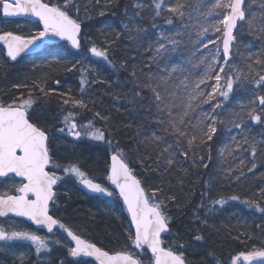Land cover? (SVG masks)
Instances as JSON below:
<instances>
[{"label":"trees","instance_id":"obj_1","mask_svg":"<svg viewBox=\"0 0 264 264\" xmlns=\"http://www.w3.org/2000/svg\"><path fill=\"white\" fill-rule=\"evenodd\" d=\"M138 1L144 8L141 10L142 19L136 18V24L147 29L139 43L132 38L135 32L130 36L123 27L128 22L124 16L125 8L132 13L135 0H75L78 10L73 8L70 14L78 18L82 27L78 53H74L66 44H59L12 64L0 47V103L7 105L17 101V98L22 100L31 91L32 98L40 99L39 107L42 109V118L32 121L50 133L52 155L55 147L61 148L57 150L60 157L54 156L53 159L62 165H78L89 178L106 187L109 158L119 152L149 195L153 189H163V192L157 193V200H164V212L171 218L170 232L163 239V247L183 254L186 264H230L237 253L264 246V211L249 208L241 202L248 200L264 208V161H261L264 157L260 156L264 150V123L253 122L246 115L255 103L257 114L264 116V106H260L256 99L264 95V87L257 88L254 83L261 66L253 65L249 72L248 61L250 54L264 57V39L258 40L245 23L235 41L232 60L225 65L220 56V66L225 67V72L233 77L239 72L242 74L241 80L234 83L227 100L217 93L210 104L199 105L185 117L195 124L202 120L201 113L205 108L212 113L213 105L222 103V108L215 109L218 131L210 142V148L200 145L199 140L192 146L185 138L177 143L176 135L170 130L169 118L157 109L150 89L143 85L150 76L166 75L163 71L166 59L157 66L151 60L155 53L147 49L149 44H155L161 31L166 34L170 29L166 19H173L172 26L178 25V20L171 13L163 11L162 17L155 20L157 27L153 28V0ZM168 1L164 0V3ZM44 2L63 4V0ZM249 2L250 13L255 14L253 26H264L260 7L264 0H246V6ZM101 12L105 14L100 15ZM8 31L30 37L41 29L38 23L6 22L0 14V33ZM92 45L107 48L112 64L104 60L103 63L91 60L88 49ZM21 64L24 65V72L12 76L13 69ZM146 64H151V68L144 67ZM73 65L75 68L68 71ZM81 67L88 69L90 82L83 93ZM133 71L136 72L135 77L131 75ZM243 75L248 79H244ZM174 79L172 76L168 86L176 89L178 96H183L187 82L179 83ZM38 85L44 86L47 96L40 92ZM136 92L140 93L138 97L133 95ZM70 98L82 99L87 108L75 107ZM65 99L70 101L67 105L63 103ZM68 111L76 113L75 119L81 126L93 121L96 127L106 129L113 146L87 138L73 140L57 131L63 126L61 121ZM97 112L100 117L108 119L96 116ZM240 115L245 117V125L249 129L242 148L256 165L252 171H249L251 167L232 165L233 156L239 155L240 149L232 147L233 152L228 149L225 155L221 154ZM251 143L256 144L255 157L251 154ZM169 146L177 160V164L170 168L164 163L168 157L164 149ZM184 150L189 153L187 160L179 155ZM201 156L204 157L203 162L208 164L207 169L192 165V159L199 164ZM61 190L58 217L67 227L109 253L134 252L131 226L119 202L122 216L117 215L118 210L103 207L100 204L102 199L84 196L76 186L70 196ZM233 195L240 199L231 200ZM171 196H175V201L165 199ZM218 199H225L227 203L222 207L213 205L212 201ZM201 204L203 207H200ZM194 213H198L200 218L196 219ZM205 220L207 223L203 222ZM195 235L203 236V240H195ZM181 243L183 248L179 247ZM136 256L142 259L143 264L151 262L149 256Z\"/></svg>","mask_w":264,"mask_h":264},{"label":"snow or ice","instance_id":"obj_2","mask_svg":"<svg viewBox=\"0 0 264 264\" xmlns=\"http://www.w3.org/2000/svg\"><path fill=\"white\" fill-rule=\"evenodd\" d=\"M109 2H112V0H109ZM132 7L134 9L132 13H129L127 8H125L124 16L128 22L124 23L123 27L130 36L135 32V36H132V38L139 43L141 35L147 33L146 28L136 24V18L142 19L141 10L144 8V5L140 2H135ZM186 7L183 3H177L175 6H168L166 10L168 13L182 20L186 15ZM260 7L262 9L261 14L264 16V3H261ZM73 8H77L78 10L75 0H63V4L45 3L44 0H0V14L4 18L35 17L43 26L41 31L36 32L30 37L14 34L11 31L0 33V41L6 47L7 56L10 60L17 61V58L23 53H27L32 47L37 46L38 41L42 42L49 37H58L60 40L69 42L73 49L79 50L81 48V23L78 22V18H74L70 14ZM164 8V0H153V28L157 27L155 20L162 17ZM215 9L225 10L222 18L217 21V25H213L214 30L222 32L223 35V64L227 65L234 56L235 32L238 27H243L246 23L248 30L255 34L258 40L264 39V26H253L254 16L250 14V7L246 6V0H216L212 5V10ZM212 10H210L209 14H211ZM246 13L249 14L246 15ZM104 14V12L100 13V15ZM166 23L172 25L173 19H166ZM208 30V28H204L203 32L206 33ZM176 35L179 36L180 33L178 32ZM198 35H202V33ZM180 44V40L170 37L161 31L156 38L155 44H149L147 50L155 53L151 57V60L159 66V62L166 59L170 53L175 52ZM207 46V43H205L204 47ZM88 51L93 57L101 58L112 64L109 60L107 48H98L92 45ZM219 55L220 49L218 48L217 56ZM217 56L212 58L205 77L197 82L195 87L187 93L186 102L183 98H179L181 100V112L179 113H174L173 111L177 107L175 102L177 99L176 93L173 92L171 94L172 100L168 99V84L173 74L182 71L179 66L165 67L163 71L167 75L150 76L143 85L145 88L150 89L157 109L169 118L170 130L176 135L177 143H179L181 138H185L188 145L192 146L194 142L199 140L200 145L210 148V142L218 131L216 127L217 117L214 113L215 109L223 107L222 103L214 104L212 113H203L204 118L195 124L191 120L185 119L189 115V112L199 107V105L211 103L217 93L224 100H227L229 94L233 91L234 83L241 80L242 74L239 72L233 77L225 72V67L223 66L218 69L214 68V65L220 63ZM248 61L250 62L249 72L252 71L253 65L261 66L254 78V83L257 88L264 87V57L250 54ZM144 67L151 68V64H146ZM74 68L75 65L67 70L72 71ZM80 72V85L81 92L83 93L85 88L90 85L87 78L88 69L81 67ZM213 72H215V75H212ZM221 74H223V77ZM131 75L135 77L136 72L133 71ZM222 78L224 80L223 85L221 84ZM243 78L248 79V76L243 75ZM208 79L215 80V85L211 87L210 92L206 93L200 88V85ZM56 83L59 84V81H56ZM21 86L15 85V87ZM38 86L40 92L47 96L48 92L45 91L44 86ZM184 87L187 89L188 85L185 83ZM133 95L134 97H138L140 93L136 92ZM256 99L260 106H264V95H259ZM193 101H198V103H193ZM69 102V99L63 101L65 105ZM71 102L75 107L81 109L87 108L82 99H71ZM34 103L35 101L32 99L30 91L27 98L13 101L7 105L0 104V186L3 189L0 190V217L12 214L15 217L27 218L33 224L46 228L48 233L55 234L54 230L66 233L67 237H70L71 241L74 242V246L69 245L67 247V255L73 258L94 257L98 261V264H143L142 259L136 258L131 252L110 254L108 251L102 250L94 243L82 238L71 228L67 227L65 223L49 214L50 202L52 204L56 203L54 188L63 179L62 176L56 175L52 169H61L66 176L75 177L79 184L92 193L112 198L114 197V192L101 183L95 182L94 179L89 178L78 165H62L53 159L50 133L40 124L33 122L30 117L29 112ZM95 115L100 117L99 112ZM246 115L253 122L264 123V116L257 114L255 103L246 112ZM75 116L76 113L68 111L61 121L63 126L57 131L73 137L75 140L86 137L92 141L106 143L109 147L113 146L112 140L106 135V129L96 127L93 121H89L87 125L81 126L77 123ZM100 118L104 120L108 119L107 117ZM233 127L241 129L243 125L241 123H234ZM236 147L239 148V145ZM250 147L252 150L251 154L255 157L257 154L256 144L251 143ZM170 148L171 146L164 149V152H168V157L164 160L168 168L177 164V160L173 152L170 151ZM179 155L183 156L186 160L189 158L187 150L181 151ZM193 155L195 154L193 153ZM199 160L200 163L198 164L196 159L193 158L192 165L194 167L202 166L207 169L208 164L203 162L204 157L201 156ZM255 167L256 165L253 163L249 171H252ZM16 178H20L19 181ZM107 181L118 190V195L122 198L123 204L126 206V210L135 227L134 236H130L132 246L136 249L150 250V259L153 264H186L183 254H177L173 248L162 246L163 240L161 239V235L162 233L169 232L171 223V218L164 212V207H166L164 200H157V193L163 192V189H153L151 195H149L142 186L141 181L133 175L128 163L119 152L111 156V171L107 176ZM168 198L172 201L176 199L175 196L166 197L165 199ZM230 199L237 201L240 198L233 195ZM241 202L249 208L255 207L258 211H264V208H261L258 203L248 200ZM212 203L213 205H220L222 207L227 203V200L218 199L212 201ZM200 207H203V204ZM194 215L196 219L200 218L198 213H194ZM203 222L207 223L206 220ZM194 239L202 241L203 236L195 235ZM237 239L239 238L237 237ZM0 241L5 242V244L10 241L30 242V245L34 247L37 257L42 253L50 254L52 252L49 241L45 237L38 235L35 231L14 229L8 232L0 227ZM52 243L60 245L61 241L54 239ZM179 247L183 248L184 245L181 243ZM0 251L8 253L12 252V249L5 248L0 249ZM13 255H16L20 264H23L25 256L16 253H13ZM257 261L260 264H264V246L253 247L249 251L237 253L231 258L230 264H254ZM60 264H64V262L60 261ZM76 264H80V261L77 260Z\"/></svg>","mask_w":264,"mask_h":264},{"label":"rangeland","instance_id":"obj_3","mask_svg":"<svg viewBox=\"0 0 264 264\" xmlns=\"http://www.w3.org/2000/svg\"><path fill=\"white\" fill-rule=\"evenodd\" d=\"M135 2H140L138 0H135ZM216 2V0H169L168 2L164 3L165 8L163 11L167 12L168 6H175L177 3H183L187 7L185 9L186 15L181 20L180 18H177L178 25H169L171 26L168 31H166V35L173 37L175 39H178L181 41L180 46L176 49L175 52H172L168 55L165 61V67H171V66H179L182 71H178L177 73L173 74V77L175 78V81H179V83L187 82V89L184 92L183 96H178L176 89H171L170 86H168V99L172 100V93H176V104L177 107L173 109L174 113L181 112V100L179 98H183V100L186 102L187 100V93L191 91L192 88L195 87L196 83L199 82L201 79L205 77V75L208 73V65L211 63V60L214 56H217V49H220V55L217 56V59L220 60L221 56V45L223 40L222 32H216L214 30L213 25H217V21L222 18V15L225 10L223 9H215L212 10V5ZM141 3V2H140ZM250 2L248 6L250 7ZM190 5V6H188ZM211 11V14L209 12ZM252 16H254V13H250ZM222 27V25H220ZM204 28H208V32H203ZM241 27L238 28V31L236 32V39L239 34V30ZM180 33L179 36L176 35V33ZM202 33V35H198ZM215 41V43H213ZM207 43V47H204V44ZM44 50V48L40 47L39 51ZM101 63H103V59H100ZM203 61V63H201ZM24 65H19L17 69H13L12 76L19 75L20 71L24 72ZM214 68L218 69L220 66V63L213 66ZM165 73V72H164ZM214 73V72H213ZM212 73V74H213ZM25 74V73H23ZM167 75V73H165ZM215 85V80L208 79L203 84L200 85V88L204 90L206 93L211 91V87ZM210 104V103H207ZM207 104H202L203 106ZM203 113H210V110H205L201 113V119H203ZM33 115L30 114V117ZM245 117L240 115L235 123H241L243 127L241 129H236L233 127L230 139L227 143V146L222 150V155H225L228 151V149L234 150L232 147L237 148L236 146L239 145V148L241 150V153L238 155L236 154L233 156L232 159V165L235 167L238 166H246L251 167L252 166V159L251 156L246 155V150L243 149V144L245 142V138L248 135L249 129L245 125ZM73 140H75L73 137H71ZM86 137H83L80 140H84ZM89 140V139H88ZM81 151L85 149H80ZM76 151V150H75ZM87 155V153H84ZM263 155L264 157V150H262L260 156ZM264 161V158H261V161ZM261 164V162H259ZM262 165V164H261ZM56 172H59L62 174V177L65 175L61 169H53ZM64 178V177H63ZM251 179H254L252 177ZM250 179V180H251ZM74 182L78 185V181L75 177H73ZM106 202V203H105ZM100 202V204L103 207H110L112 209L118 210L119 216H122L121 208L118 204L117 200H110ZM108 210V209H107ZM110 215V214H109ZM143 254V253H140ZM257 264H260L257 263Z\"/></svg>","mask_w":264,"mask_h":264},{"label":"flooded vegetation","instance_id":"obj_4","mask_svg":"<svg viewBox=\"0 0 264 264\" xmlns=\"http://www.w3.org/2000/svg\"><path fill=\"white\" fill-rule=\"evenodd\" d=\"M32 99L35 101V103L32 109H30L29 114L33 115L31 117L33 121L34 119L39 120L40 118H42L41 117L42 109L39 107L40 99H34V98ZM15 100L19 101L18 98ZM60 149L61 148L55 147L53 157L54 156L60 157L57 155L58 153L57 150H60ZM69 149H72V148L70 147ZM52 171L54 170L52 169ZM56 171H54L56 175L62 176L61 173L56 172ZM16 180L19 181L18 179ZM72 180H73V177H68L64 175V178L57 184V186L54 189L56 193V203L50 204L49 214L53 215L54 218H57L59 220H60V218L58 217V215L60 216L59 199L61 197V194L59 193L60 188H62L61 191L63 190L65 191L64 192L65 195L70 196V194L74 191V188L76 186V188L80 190L81 194H83L86 197H90L80 189V184L78 185L76 184L74 186L75 183ZM0 190H3L2 186H0ZM56 211H57V214H55ZM0 227L4 228L5 231H8V232L14 229L35 231L38 235L45 237L49 241L52 247V252L50 254L42 253L39 257H37L34 251V247L30 245V242L10 241L7 244H5V242H1L0 249L10 248L12 249V252L5 253L4 251H0V264H20V261L16 258V255H13V253L25 256L23 264H60V261H63L64 264H76V260H73L72 257L67 255V247L71 245V242L69 241L67 234L62 231L54 230L55 234L47 233L45 232V230L37 229L32 224L24 220L15 218V217H10V218H5V219L0 218ZM54 239H59L61 241L60 245H56L52 243ZM80 264H92V263L86 262V261H80Z\"/></svg>","mask_w":264,"mask_h":264},{"label":"water","instance_id":"obj_5","mask_svg":"<svg viewBox=\"0 0 264 264\" xmlns=\"http://www.w3.org/2000/svg\"><path fill=\"white\" fill-rule=\"evenodd\" d=\"M3 17V16H2ZM3 19H5V20H9V21H12V20H24V21H37V22H39L38 20H37V18H35V17H13V18H4L3 17ZM40 23V22H39ZM40 25H41V28H43V26H42V24L40 23ZM237 31V30H236ZM81 33H82V28H81ZM236 33V32H235ZM63 42H66V43H68L69 44V46L71 47V45H70V43L69 42H67V41H63V40H60L58 37H49V38H46L44 41H42V42H37V45H39V44H44V45H53V44H58V43H63ZM0 46L4 49V51H5V54H6V56H7V49H6V47L4 46V44H3V42L2 41H0ZM71 49L74 51V52H77V51H79V50H76V49H73L72 47H71ZM35 52H37V46H34V47H32L27 53H23L20 57H23V56H26V55H29V54H33V53H35ZM221 52H222V48H221ZM92 56V55H91ZM223 56V55H222ZM20 57H18V58H20ZM93 57V56H92ZM7 58L10 60V58L7 56ZM17 58V59H18ZM93 58H95L96 59V57H93ZM11 61V60H10ZM11 62H13V61H11ZM110 171H111V157L109 158V173H108V175L110 174ZM16 179H20V178H16ZM56 187V186H55ZM80 188L86 193V194H88V195H90V196H96V197H101V198H106V199H108L109 197H107V196H104V195H102V194H96V193H92L91 191H89L88 189H86L83 185H80ZM109 188H110V190H112L117 196H118V198L120 199V201L122 202V204H123V200H122V198H120L119 197V195H118V190L117 189H115V186H113V185H110L109 184ZM55 189V188H54ZM50 204H51V202H50ZM50 204H49V207H50ZM123 206H124V208H125V211H126V213H127V216H128V218H129V220H130V223H131V226H132V230H133V234L135 233V227H134V225L132 224V221H131V217H130V215L128 214V212H127V210H126V206L123 204ZM10 217H15V216H13L12 214H9L8 216H6V217H0V218H2V219H5V218H10ZM15 218H18V219H21V220H24V221H26V222H28V223H30V224H32L34 227H36L37 229H42V230H45V232H47V229L46 228H44V227H40V226H37V225H35V224H33L31 221H29V220H27V218H24V217H15ZM170 231V230H169ZM48 233V232H47ZM168 233L169 232H166V233H162V235H161V239L163 238V237H165L166 235H168ZM69 238V240H70V242H71V244L74 246V242H72L71 241V239H70V237H68ZM1 242H3V241H0V243ZM145 248H146V246H145ZM136 249V248H135ZM136 250H139V249H136ZM148 253H149V255L151 256V252H150V250H146ZM73 258V257H72ZM74 260H83V261H91V262H93L94 264H98V261H96L95 260V258L94 257H82V258H73ZM259 261H257V262H254V264H256V263H258Z\"/></svg>","mask_w":264,"mask_h":264}]
</instances>
